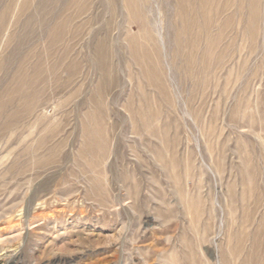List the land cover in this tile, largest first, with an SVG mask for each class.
Instances as JSON below:
<instances>
[{"label":"rangeland","instance_id":"374dc122","mask_svg":"<svg viewBox=\"0 0 264 264\" xmlns=\"http://www.w3.org/2000/svg\"><path fill=\"white\" fill-rule=\"evenodd\" d=\"M0 264H264V0H0Z\"/></svg>","mask_w":264,"mask_h":264}]
</instances>
